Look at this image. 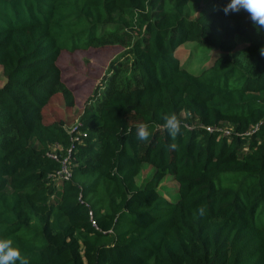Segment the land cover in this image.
<instances>
[{"label":"trees","instance_id":"trees-1","mask_svg":"<svg viewBox=\"0 0 264 264\" xmlns=\"http://www.w3.org/2000/svg\"><path fill=\"white\" fill-rule=\"evenodd\" d=\"M190 1L0 0V238L30 264H264V31L243 10L226 15L230 0L194 17ZM187 42L221 54L196 74L178 56ZM106 46L124 51L81 124L45 121L56 94L77 104L64 51ZM169 112L185 125L177 150ZM56 145L61 161L72 148L68 180L54 177ZM144 164L154 172L140 184ZM167 176L175 199L161 191Z\"/></svg>","mask_w":264,"mask_h":264},{"label":"rangeland","instance_id":"rangeland-1","mask_svg":"<svg viewBox=\"0 0 264 264\" xmlns=\"http://www.w3.org/2000/svg\"><path fill=\"white\" fill-rule=\"evenodd\" d=\"M216 2L213 0H191L190 8L192 16H196L200 11L213 9ZM241 46L245 44L246 39L237 37ZM124 51L121 46H106L103 48L93 47L88 51L73 52L65 50L61 56L59 64L62 67L64 82L71 86L76 96L77 104L74 108L66 107L63 97L56 94L49 104L44 108L45 121L63 119L70 126L76 123L82 108L93 95L95 89L103 82L105 74L108 72L109 64L118 54ZM216 53L221 54V50L208 45H199L196 42H187L183 44L178 56L186 68L196 74L200 73L205 67L209 66L216 57ZM132 77V72L127 70L120 75L122 81L126 82ZM6 78L3 68L0 66V87L4 84ZM102 91V90H101ZM154 172V168L149 164H144L143 170L139 175L138 182L141 184L149 178ZM161 186V191L171 199L178 196V186L176 181L167 176Z\"/></svg>","mask_w":264,"mask_h":264},{"label":"clouds","instance_id":"clouds-1","mask_svg":"<svg viewBox=\"0 0 264 264\" xmlns=\"http://www.w3.org/2000/svg\"><path fill=\"white\" fill-rule=\"evenodd\" d=\"M245 11L257 31H264V0H230L223 8L227 14ZM260 55L264 57V47L259 49ZM164 121L163 128L168 132L172 143L169 145L170 150H177V136L181 134L185 126L181 117L175 112H169L162 116ZM151 133L149 125L141 122L136 125V138L138 141H146ZM206 214L205 206H200L198 215L203 217ZM195 215V214H194ZM0 264H30L29 259L21 254L19 247L14 245L11 238H0Z\"/></svg>","mask_w":264,"mask_h":264},{"label":"built area","instance_id":"built-area-1","mask_svg":"<svg viewBox=\"0 0 264 264\" xmlns=\"http://www.w3.org/2000/svg\"><path fill=\"white\" fill-rule=\"evenodd\" d=\"M80 121L79 120H76V123L73 124L72 126H70V128L72 129L71 131H74L79 125H80ZM259 127V124L253 126L251 128L250 131L247 132V134H250L251 132H253L254 130L258 129ZM215 129H218L220 131H222L224 134H229L230 133V129L228 126H220V127H212V126H207V130L209 131H213ZM76 139H78V136L75 137ZM60 148L58 145H56L55 147H53L52 150L48 151V155L50 157H53L54 159L56 160H60V156L57 152H56V149ZM71 150L72 148L68 149L67 151V154L65 155V157L62 159L61 161V168L60 170H58L55 174H54V177L55 179H65V180H68L71 178L72 176V170H71V163H70V157H71ZM79 201L83 204H86L87 206H89V204L85 201V199L83 198V195L82 193H80L79 195ZM89 214H90V219L93 223L94 226L97 227L96 225V222H95V219H94V213L93 211L90 209L89 211Z\"/></svg>","mask_w":264,"mask_h":264},{"label":"crops","instance_id":"crops-1","mask_svg":"<svg viewBox=\"0 0 264 264\" xmlns=\"http://www.w3.org/2000/svg\"><path fill=\"white\" fill-rule=\"evenodd\" d=\"M5 82H6V81H5ZM5 82H4V83H5Z\"/></svg>","mask_w":264,"mask_h":264}]
</instances>
